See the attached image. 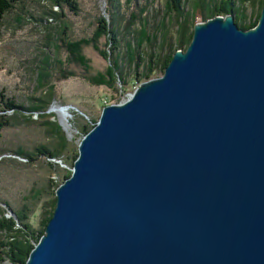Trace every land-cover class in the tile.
Instances as JSON below:
<instances>
[{
    "label": "water",
    "instance_id": "95a60500",
    "mask_svg": "<svg viewBox=\"0 0 264 264\" xmlns=\"http://www.w3.org/2000/svg\"><path fill=\"white\" fill-rule=\"evenodd\" d=\"M70 173L25 264H264V3L250 30L195 24Z\"/></svg>",
    "mask_w": 264,
    "mask_h": 264
},
{
    "label": "rangeland",
    "instance_id": "374dc122",
    "mask_svg": "<svg viewBox=\"0 0 264 264\" xmlns=\"http://www.w3.org/2000/svg\"><path fill=\"white\" fill-rule=\"evenodd\" d=\"M75 1L78 13L73 15L64 9L61 23L68 27V40L89 41V45H85L80 52L83 65L69 59V54L62 45L55 53L56 58L63 63L62 71L60 72L58 64L52 70L54 100L42 116L0 113V117H5L0 118L1 121L6 119L13 125L0 130V202L7 203L12 210H18L24 203L23 198L29 197L33 190L42 193V201L54 197L51 195L49 180L59 183L62 176L67 174V170H71V162L66 161V157H71L77 152V146L83 137V128H90L92 123L98 120L104 103L115 104V100L116 104L124 102L144 82L135 81L134 64L129 68L122 60L118 61L121 75L113 73L107 35L95 36L94 31L99 20L104 18L109 24L108 9H111V4L109 5L107 0ZM256 1L245 0L243 4L250 21H253L258 12ZM119 2L123 25H128V20L136 16L134 23L139 33L146 28L147 34L157 39V45L162 37L153 34V29H160L164 23L162 36L167 38L166 41L169 37L173 39L175 33L173 27L171 28V21L165 15V0ZM25 10L34 18L22 16L21 26L17 23L16 13L8 14L0 21V93L3 99L12 100L15 105L21 107H27L29 98L34 97L35 67L39 55L54 53L52 47H46L47 44H61L56 41L58 25H61L58 20L43 15L42 22H38L40 8L32 2L26 3ZM53 10L60 13L57 8ZM195 22L197 24L203 21L197 17ZM121 38L119 36V39ZM123 39L125 40L124 37ZM139 52L149 55L157 51L156 46L152 48L143 44ZM167 53L168 48L164 51V54ZM161 75L162 73L157 72L151 79ZM107 80H111L110 85ZM5 114L6 116H3ZM45 122H56L67 142V150L63 156L60 160L53 161L55 169H52L44 158H35L28 162L14 153L20 150L30 152L36 146L54 144V138L48 132V126L44 125ZM3 207L0 203V208ZM39 212L40 205H37L35 212L30 216L33 228L38 226ZM3 216L10 218L13 214L6 211ZM0 264L10 263L3 261Z\"/></svg>",
    "mask_w": 264,
    "mask_h": 264
},
{
    "label": "trees",
    "instance_id": "16d2710c",
    "mask_svg": "<svg viewBox=\"0 0 264 264\" xmlns=\"http://www.w3.org/2000/svg\"><path fill=\"white\" fill-rule=\"evenodd\" d=\"M244 1L245 0H165V15L171 21L170 25H172L171 28L173 27L175 34L173 39L169 37V40L166 41L167 38L162 36L163 34L161 32V29L164 30L165 27L164 23H162L160 29H153V34L156 36L158 34L160 38L162 37L156 45L157 39L147 34L146 28L139 33V29L136 28L137 25L134 23V18H136V16H132L131 19L128 20V25H123L122 16L120 15L119 0H107V3L109 5L111 4V9H108L110 22L107 24L105 19L102 18L97 22L94 32L96 37L107 35L110 57H112L111 70L113 73L121 75V67L118 65V61L122 60L129 68L134 64L133 72L135 81H147L151 79L155 73H163L173 54L177 50L186 48L189 45L192 37V29L196 24L195 20L197 17L205 22L218 16L225 17L227 15H232L238 29L246 31L254 28L258 22L264 0L256 1L258 12L253 21H250L246 16V11L243 8ZM28 2H32L40 8L38 22H42L43 15H48L60 22L59 24L61 25H58V36L56 41H60L61 44L49 43L46 47H52L54 53L51 55L41 53L44 55H39L37 60L38 64L35 67L36 78L34 97L32 96L29 98V105L27 107L15 105L12 100L3 99L0 93V113L21 114V116H23V114H29V116H42L54 100L52 70L58 64L60 65V72L62 71L61 66L63 63L56 58L55 53L64 45L66 52L69 54V59L75 62L78 61V64H82L80 52L85 45H89V41L87 39H81L75 42L68 40V27L63 26L61 23L64 18V9H67L73 15L78 13V6L75 0H0V21L11 13L17 14V23L19 26L22 25V16L25 15L33 19L34 17L25 10V5ZM53 8L59 9L60 13H56ZM42 9L46 11H42ZM45 28L46 27H44V29ZM119 36L122 38L119 39ZM129 38H131V40ZM133 42L135 43V47H133ZM143 44L152 48L156 46L157 52L149 53V55L140 53L139 49ZM167 48L168 53L164 54ZM111 77L113 78V76ZM110 82L111 80L108 81V85H110ZM102 84H104V82H102ZM112 103H104L102 107ZM116 103L117 100H115V104ZM6 114L3 116H6ZM96 122L97 121L93 122L90 128L84 127L82 136L86 135L95 126ZM44 125L48 126V132L54 138V144L50 146H36L30 152L20 150L14 153L15 156L24 158L28 162H32L35 158H44L48 160V165L52 169H55L56 165L53 164V161L60 160L63 156L67 150V142L56 122H45ZM9 126L13 125L8 120H0V130ZM76 158L77 152L71 157H66V161L70 160L71 162V169ZM59 163H61V161H59ZM70 172L71 170H67V174L62 176L59 183L49 180V188L52 196H54L56 188L70 177ZM42 197V193H37L33 190L29 197L23 198L24 203L18 210H12L7 203L0 202L4 206L0 208V262L8 261L10 264L26 263L29 253L44 235L45 227L52 218L55 207V197H47V201H42ZM37 205H40L39 221L37 228H33L30 223V216L35 212ZM6 211H11L13 216L5 218L3 215Z\"/></svg>",
    "mask_w": 264,
    "mask_h": 264
}]
</instances>
